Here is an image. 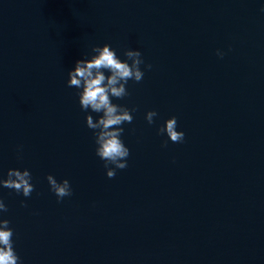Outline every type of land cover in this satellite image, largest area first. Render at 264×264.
Masks as SVG:
<instances>
[{
  "label": "water",
  "instance_id": "water-1",
  "mask_svg": "<svg viewBox=\"0 0 264 264\" xmlns=\"http://www.w3.org/2000/svg\"><path fill=\"white\" fill-rule=\"evenodd\" d=\"M262 7L0 0V179L27 169L35 188L25 198L0 187L22 264H264ZM105 44L144 60L142 81L112 100L136 109L122 125L128 167L113 179L85 123L100 114L67 87L75 63ZM173 116L185 139L164 147L157 130ZM48 175L73 195L57 203Z\"/></svg>",
  "mask_w": 264,
  "mask_h": 264
},
{
  "label": "clouds",
  "instance_id": "clouds-1",
  "mask_svg": "<svg viewBox=\"0 0 264 264\" xmlns=\"http://www.w3.org/2000/svg\"><path fill=\"white\" fill-rule=\"evenodd\" d=\"M264 12V7L261 8ZM90 58L78 60L72 71L68 72L67 87L76 88L79 98V105L82 111L100 114L94 120L92 115L85 118L86 127L92 130L95 138V155L104 162L106 176L113 179L117 170H124L128 167L127 158L130 150L125 146L121 136L124 133L122 125L132 123V112L136 109H129L112 102L113 98L123 99L129 95L127 90L128 81L139 83L144 77L141 65L144 64L142 53L138 50H126L123 54L126 60L121 61L116 51L110 45L94 46L91 48ZM217 56L223 58L224 53L217 51ZM128 61H131L129 64ZM151 65H145L151 70ZM106 73H108L106 75ZM158 115L156 111L146 113L145 119L149 125L154 123ZM178 123L175 116L165 121L164 125L157 130L158 135H165L168 140L164 142L166 147L168 141L172 143H183L185 134L177 131ZM50 191L57 197V203L65 197L73 195L70 182L65 179L62 182L52 176L46 177ZM31 173L10 169L6 179H0V187L14 190L25 198L31 196L35 190L31 183ZM22 207L27 205L21 201ZM8 208L3 199L0 198V213H6ZM13 229L10 221L0 219V264H22L13 246Z\"/></svg>",
  "mask_w": 264,
  "mask_h": 264
}]
</instances>
